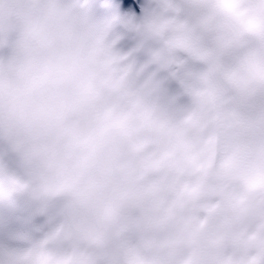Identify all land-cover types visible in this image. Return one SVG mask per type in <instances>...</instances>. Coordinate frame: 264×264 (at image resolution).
<instances>
[{"label": "clouds", "instance_id": "clouds-1", "mask_svg": "<svg viewBox=\"0 0 264 264\" xmlns=\"http://www.w3.org/2000/svg\"><path fill=\"white\" fill-rule=\"evenodd\" d=\"M0 264H264V0H0Z\"/></svg>", "mask_w": 264, "mask_h": 264}, {"label": "bare ground", "instance_id": "bare-ground-1", "mask_svg": "<svg viewBox=\"0 0 264 264\" xmlns=\"http://www.w3.org/2000/svg\"><path fill=\"white\" fill-rule=\"evenodd\" d=\"M141 3H143V0H141ZM137 14H139V13H137Z\"/></svg>", "mask_w": 264, "mask_h": 264}]
</instances>
